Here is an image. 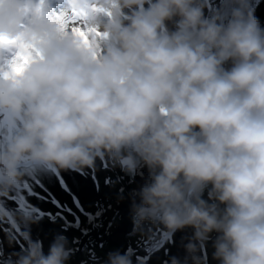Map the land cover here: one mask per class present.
<instances>
[{
    "label": "clouds",
    "instance_id": "1",
    "mask_svg": "<svg viewBox=\"0 0 264 264\" xmlns=\"http://www.w3.org/2000/svg\"><path fill=\"white\" fill-rule=\"evenodd\" d=\"M208 6L66 0L57 12L50 0H0V36L36 50L14 74L19 48H0V197L26 177L83 174L110 160L144 179L127 196L133 233L144 234L146 222L169 238L194 230L185 258L165 264H207L213 231L220 264H264V27L253 0H221L212 16ZM73 12L92 30L88 44L57 20ZM9 215L0 201V221ZM41 219L21 218L24 246L6 264H68L67 236L56 234L46 253L33 239ZM133 254L109 252L105 264H133Z\"/></svg>",
    "mask_w": 264,
    "mask_h": 264
},
{
    "label": "rangeland",
    "instance_id": "2",
    "mask_svg": "<svg viewBox=\"0 0 264 264\" xmlns=\"http://www.w3.org/2000/svg\"><path fill=\"white\" fill-rule=\"evenodd\" d=\"M50 5L55 11H59L55 0H52L50 2ZM253 5L255 7V15L259 18L261 26L264 27V0H253ZM220 8L221 0H217L215 12ZM213 14H211V16ZM176 19H178V17ZM167 26L169 28V23H167ZM231 67L232 61H228L224 64V68L226 70L230 69ZM102 168L103 165L101 164V161L97 160L93 175L99 176L98 173L101 172ZM84 171H87L89 175H91L92 173V171L90 172V169H85ZM142 171L143 177L146 178L148 176L147 167H144ZM80 174L81 173L77 171L76 173H73L71 171H61L63 184L60 180L56 182L57 177L51 172H41L36 175L26 177L24 183L30 185L32 195L28 196L26 191L23 193V195L30 202V204L36 207V204H39L40 201H43V199H41L40 197V192L42 188H45L49 194L45 195L46 199L51 201L55 200L60 204L71 208L75 213V216H79L80 222L79 225H77L75 216L69 214L68 212L61 211V213L58 214L61 220H58L55 223L50 222V224H47L46 227V231H49V233L52 235L51 240H53L55 235L58 233H62L67 236L69 240V247L73 249V255L68 261V264H105L108 253L116 251V249H113L108 246V244H106L105 247L102 248V250L99 252L95 248L93 249L92 241H90L89 247H86L87 245L85 244L86 246L84 245L83 249L80 250L79 243L83 239L84 241H87L86 237L92 235L93 225L98 224L100 228V236L101 233H104L101 238L107 236V234L114 232L116 229H118L119 225L122 226L123 224L119 223L116 220L114 223H112L109 229L106 228V226H108L109 223L112 222L115 210L119 208L117 205L121 203L124 204L127 201V198L123 200L117 199L111 205V209L107 208L106 206L109 205V202L105 200L100 201L102 198H106L104 194V192H106V189L104 190V185H102V182H100L98 185V195L94 194V196L93 186H91V184L89 183L90 181L85 180ZM125 179L128 181L129 179H132V177L126 175ZM143 183L144 179L140 175H137V178L131 185L129 192L131 189L138 188ZM211 187L212 185L209 184L205 188L202 197L203 199L208 200V192ZM35 193H37L38 196H35ZM1 199L2 198L0 197V200ZM75 200H79L80 205L83 207V209L87 208L85 212L90 213L94 217V219L89 220L87 216L83 215L82 213L79 214V211L75 206ZM209 203H211V201H209ZM4 204L5 206H7L5 201ZM98 210L102 212L100 216L95 215ZM51 212L54 214L52 210ZM1 226L4 225L2 224ZM149 228H151L152 233H155V235L151 239H149ZM162 228V225H152L146 222L144 225V234H141L138 231L130 237H123L125 240L123 244L124 246L122 247L124 252L129 248L134 250V254L132 256L133 264H165L166 261H170V258L172 256H176L181 260L185 258L187 253L184 245L187 244L189 239L192 237L193 229L191 227H186L182 230H178L174 236L168 238V240L163 243L162 239L166 237L167 234L162 231ZM77 231L84 232L87 235H76L75 233ZM209 235L210 239L206 244V247L209 249V251L206 253L207 264L212 263L213 261H217L213 259L211 253L213 254V252L215 251L213 242L215 241L219 233L213 231ZM43 246L47 252V244L46 247L45 245ZM86 252L89 254L88 260L83 257ZM99 256H101L102 258L101 262L94 260L95 257ZM6 257L7 255H5V258ZM80 260H82L83 262Z\"/></svg>",
    "mask_w": 264,
    "mask_h": 264
},
{
    "label": "flooded vegetation",
    "instance_id": "3",
    "mask_svg": "<svg viewBox=\"0 0 264 264\" xmlns=\"http://www.w3.org/2000/svg\"><path fill=\"white\" fill-rule=\"evenodd\" d=\"M51 1L52 0H50V2ZM216 1L217 0H209V6L206 7L204 10L205 16H208V15L211 16V14H213L215 12ZM55 2L57 3V7H58L59 11L66 4V0H55ZM167 23H169V29L170 30H175V20L168 21ZM76 26H79V25L77 24ZM196 131H199V129H196ZM0 136H2V132H0ZM101 164L103 165L101 172L98 173V171H97L99 176L93 175V172H94L93 169H90V172L92 171L91 175H89L87 173V171H84L83 174L80 172L81 173L80 175L85 180L90 181L89 183L91 184V186H93V195L94 194L98 195V193H97V190L99 187L98 185L100 182H102V185H104V190L106 189V192H104L106 198L105 199L102 198L100 201H103V200L108 201L109 205H107L106 207L111 209V207H112L111 205L113 204V202L115 200H117V199L121 200L119 198V193L121 191L123 192V195L127 198L128 193H129V189H130L131 185L134 183V181L136 180L137 176H135L134 178L132 177V179H129L127 181L125 179L126 175L120 170L119 167L113 166V163L110 160H105L104 162H101ZM104 165H107V167H105ZM71 172L76 173V171H71ZM51 173L57 177L56 182L60 180L63 184V180L61 177V171L51 172ZM106 180H110V183H106ZM23 184L21 185V187H19L18 189H16L12 193H10L7 197H1L2 199L0 200L3 202V204H4V201L6 202L7 206H5V204H4L5 208L8 211L12 210L14 218L20 222H21V218L23 216L21 214H19L18 211H16L18 208L17 202L14 201L13 199H11V197L14 195H16V196L23 195V193L25 191L28 194V196L32 195V193L29 192V190L23 188ZM40 194H41L40 197H41V199H43V201H40L39 204H36V207H34L32 204H30V202L26 199V197H24V198H25L27 203H29L32 207L39 210L37 213H33L32 215L42 217V219L40 220L39 223L31 225L32 237H33V239L42 240L43 245H45V247H46V244H47V249H48L49 244L52 242V240H51L52 235L49 233V231H46V227H47V224H50V222L55 223L58 220H61L59 215H58L61 213V209L59 207H57V204L55 202L45 198V195H49L45 188H42ZM34 195L38 196L37 193H35ZM137 202H139L138 198H137ZM212 202L213 201H211V203ZM216 203H219V202L217 201ZM125 204H128L129 206L126 208L124 206ZM117 206L119 208H117L115 210V213L113 216L114 218H113L112 222H110L109 225L106 226V228L109 229V227L112 225V223H114L116 220L119 223H122L123 224L122 226L124 228L121 225H119L118 229H116L114 232L107 234V236H104L103 238H101L104 233H101V236H100L99 235L100 228H99L98 224L93 225L92 235L86 237L87 241H84V239L80 241V243H79L80 250L83 249V246L85 244L87 245V246L85 245L86 247H89L90 241H92L93 249L95 248L99 252L102 250V248L105 247L106 244H108V246H110L111 248H112V245H115V244H121L122 247L124 246L123 244H124L125 240H124V238H123L124 236L122 234L133 228V222H132V217H131V200L127 198V201L124 204L121 203V204H118ZM224 207H225V205L220 204V208H224ZM51 210L54 212V214L51 212ZM84 210H87V208H85ZM41 212L44 213V215H39V213H41ZM79 214H81V213L79 212ZM8 220H9V217L6 218L4 221H0V250H2V252H3V255L0 256V264H6V262L9 259L14 260L16 258L14 254L20 252L21 248L24 246V241H23L22 237L20 236V232L24 228L23 223H21L19 231H17L15 226L8 223ZM2 224L4 226H1ZM75 234L76 235H82V236L87 235L81 231H77ZM168 238H169V236L166 235V237H164L162 239V242L164 243L165 241L168 240ZM44 251L46 253L45 249H44ZM208 251H209V249L207 248V252ZM5 255H7L6 258H5ZM211 255H212V253H211ZM80 257H81V255H80ZM83 257H85V259L88 260L89 254L86 252L83 255ZM94 260L101 262L102 258H101V256H99V257H95ZM214 260H216V259H214ZM80 261H82V260H80ZM209 264H220V262L217 260V261H213L212 263H209Z\"/></svg>",
    "mask_w": 264,
    "mask_h": 264
},
{
    "label": "snow or ice",
    "instance_id": "4",
    "mask_svg": "<svg viewBox=\"0 0 264 264\" xmlns=\"http://www.w3.org/2000/svg\"><path fill=\"white\" fill-rule=\"evenodd\" d=\"M72 17L73 18L70 20H63L60 16H57V20L61 22L62 26L66 24L74 25L72 27V31L74 33H77L83 39L85 44H88L89 42L88 34L92 30L88 29L86 25H81L79 23L81 18L75 12L72 13ZM77 24L79 26H76ZM97 35H99V33H97ZM8 46H16L19 48V51L15 53L13 62L11 64L12 73L19 74L23 72L25 67L34 59L32 52L36 50L34 46H30V45L19 42V38H8L6 36H0V48L8 47ZM30 48L32 49L31 51L29 50ZM36 55H39L38 51L36 52ZM104 166L107 167V165H104ZM106 183H110V180H106ZM23 188L28 189L29 192H31V187L29 184L24 183ZM11 199L17 202L18 208L16 211H18V213L21 214L22 216L32 215L33 213H37L39 211L38 209L32 207L29 203H27L23 195H19V196L14 195L11 197ZM53 202L57 203V207H59L61 211L68 212L69 214H72L73 216H75V213L72 211L71 208H68L62 205L55 200ZM75 206H76V209L83 215L87 216L89 220L94 219V217L90 213L85 212L83 207L80 205L79 200H75ZM9 213L10 215H9L8 223L15 226L16 230L19 231L21 222L17 221L14 218L12 210L11 211L9 210ZM101 214L102 212L99 210L95 213L96 216H100ZM39 215H44V213L41 212L39 213ZM75 220H76V224L79 225V222H80L79 216H75Z\"/></svg>",
    "mask_w": 264,
    "mask_h": 264
},
{
    "label": "water",
    "instance_id": "5",
    "mask_svg": "<svg viewBox=\"0 0 264 264\" xmlns=\"http://www.w3.org/2000/svg\"><path fill=\"white\" fill-rule=\"evenodd\" d=\"M197 129H198V128H197ZM124 206L127 208L129 205H128V204H125ZM133 234H134V233H133V228H132L131 230L126 231V232L123 233L122 235H123L124 237H130V236H132ZM112 248H113V249H116V251H119V252H121V253H124V250H123L122 246L119 245V244L112 245Z\"/></svg>",
    "mask_w": 264,
    "mask_h": 264
}]
</instances>
